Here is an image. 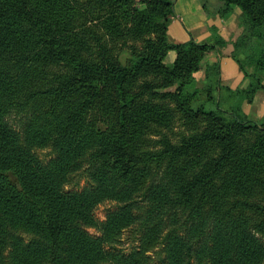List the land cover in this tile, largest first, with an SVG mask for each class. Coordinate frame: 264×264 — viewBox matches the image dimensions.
<instances>
[{
    "label": "trees",
    "instance_id": "1",
    "mask_svg": "<svg viewBox=\"0 0 264 264\" xmlns=\"http://www.w3.org/2000/svg\"><path fill=\"white\" fill-rule=\"evenodd\" d=\"M219 1L221 18L241 13L232 56L252 104L264 0ZM175 2L0 0V264H150L157 251L162 264H264V122L220 108L215 28L212 44L169 42ZM173 119L179 141L159 132ZM79 174L88 185L67 190ZM105 201L117 209L99 223ZM136 227L137 249L119 251Z\"/></svg>",
    "mask_w": 264,
    "mask_h": 264
},
{
    "label": "rangeland",
    "instance_id": "2",
    "mask_svg": "<svg viewBox=\"0 0 264 264\" xmlns=\"http://www.w3.org/2000/svg\"><path fill=\"white\" fill-rule=\"evenodd\" d=\"M137 2L139 0H136ZM198 4L201 7V11L203 12L204 17L207 21L212 23V21H217L218 24V34L219 31H223L226 36V45L221 46L217 48V51H211L210 54L212 55H218L217 58L221 60L220 62V68H221V86L223 87L221 90V93L218 96L219 105L220 108L223 110L230 111L233 109L238 116L245 115L249 121H254L256 123H263L264 122V88L262 90H259L256 95L254 96V100L252 104H249L246 99H244L243 94H239V91L247 90L251 79L246 78L244 72L240 69L238 62H236L232 56V53L234 51L233 44L237 41V39L243 34L244 29L241 25V13L240 11L237 13H233L226 18H221V16L218 14V9L221 6V3L219 0H198ZM206 4V7H204L203 4ZM212 31V30H211ZM168 40L170 43L173 44H181L186 43L191 40H194L198 43H201L200 41L196 39H191V36H189V33L184 29L182 26L179 18L176 15L171 19V22L168 26ZM212 34V32H211ZM214 35V34H213ZM219 36H221L219 34ZM215 37V36H214ZM222 37V36H221ZM223 38V37H222ZM224 39V38H223ZM215 40L210 36L208 40H206L204 43H213ZM256 44V50H259L260 47H262V40L257 39L255 41ZM143 43L131 41L128 40L126 46H132L133 48L140 49L142 47ZM120 46H123L122 40H120ZM177 54L175 51H170L165 59V65L167 67H172L176 60ZM244 58V57H241ZM205 66V63H203V67ZM246 70L250 73H253L255 71V68L251 65H247ZM202 78H204V74L201 75ZM263 78V84H264V75L260 76V78ZM228 88L229 90H227ZM173 91L172 89H167L168 91ZM207 97V94H204V98ZM208 109H216L213 105L208 106ZM232 112L235 114V112ZM173 123L170 125V127L166 126H160V133L164 136V138H170L173 141H179L180 136L184 134L187 129L183 127L182 123L178 119H173ZM14 126L18 129L19 128V119H14ZM155 139H159V137H155ZM38 155L40 158L44 161H49L52 157H54L50 151L43 150L38 151ZM88 185L87 179L83 177V175L79 174L76 175L70 185L67 186V190L70 191H81ZM146 204V202L144 203ZM117 209V203L113 201H105L102 204H100L95 212L94 216L96 220L99 223H103L106 221V216L110 211H113ZM184 216L178 218V215L175 216L173 219H170L167 215L162 217L163 224H171V220H178L180 221L184 220ZM88 232L92 235L99 236V231L94 228H88ZM139 228L136 227L134 230H126L120 240V243L117 244V249L121 252H124L125 254L131 253L133 250L137 249V247L140 244L139 239ZM158 252V251H157ZM157 252H149L150 264H162V255H158Z\"/></svg>",
    "mask_w": 264,
    "mask_h": 264
},
{
    "label": "crops",
    "instance_id": "3",
    "mask_svg": "<svg viewBox=\"0 0 264 264\" xmlns=\"http://www.w3.org/2000/svg\"><path fill=\"white\" fill-rule=\"evenodd\" d=\"M198 0H176L175 11L184 29L189 33L191 39H196L201 43H204L210 38L212 28L218 31L217 21L210 23L206 20L201 11V7L197 2ZM239 12L238 10L235 13ZM219 34L226 40V36L223 31H219ZM217 51V50H216ZM218 55L210 54L209 61H213ZM203 73V72H202ZM200 74V76L202 75Z\"/></svg>",
    "mask_w": 264,
    "mask_h": 264
}]
</instances>
